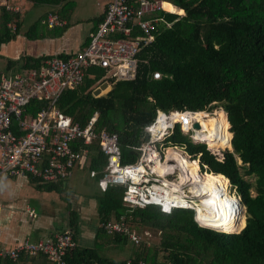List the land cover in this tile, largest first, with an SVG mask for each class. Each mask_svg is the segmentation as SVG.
I'll list each match as a JSON object with an SVG mask.
<instances>
[{"label":"trees","instance_id":"1","mask_svg":"<svg viewBox=\"0 0 264 264\" xmlns=\"http://www.w3.org/2000/svg\"><path fill=\"white\" fill-rule=\"evenodd\" d=\"M29 1L61 5L57 13L62 19L69 18L75 8L74 0ZM162 1L171 2L184 13L160 9L147 15L159 21L153 31L154 39L139 53L135 78H109L110 86L95 95L106 69L90 66L84 81L66 90L58 104L82 124L98 111L97 128L105 127L118 134L122 162L130 163L138 156L136 148L148 140L147 127L154 121L158 108L203 110L210 103L219 102L227 112L228 135L241 163L229 155L220 160L209 151L229 149L231 143L208 144V149L206 144L193 143L177 124L167 140L185 146L189 153H200L202 169L229 179L246 206V224L239 232H225L200 225L191 208H174L171 213L163 212L155 204L131 208L123 199L125 186L120 183H110L98 195L99 217L108 220L125 216L127 224L139 233L148 229L159 232L158 242L143 240L131 244V257L135 261L264 264V0ZM17 17L18 13L0 5V43L13 38L8 23L15 22ZM103 19L98 18L94 30ZM37 23L42 24V18ZM43 25L51 29L46 23ZM139 33V29L134 32ZM48 57L25 55L22 59L25 68H40ZM155 71L161 73L160 78L153 77ZM87 146L89 167L97 170L99 177L104 172L107 156L98 141ZM246 176H254L255 181ZM28 178L39 184V188L53 190L55 186ZM64 180H59L60 189L64 187ZM99 234L107 235V242L117 241L123 247L130 244L124 234H109L102 228ZM25 261L56 264L42 252L0 259V264ZM67 261L68 264H126V259L104 260L96 249L81 246L68 251Z\"/></svg>","mask_w":264,"mask_h":264},{"label":"built area","instance_id":"2","mask_svg":"<svg viewBox=\"0 0 264 264\" xmlns=\"http://www.w3.org/2000/svg\"><path fill=\"white\" fill-rule=\"evenodd\" d=\"M162 2L113 0L107 6L104 20L88 34L90 40L80 51L67 56L52 54L40 68H25L0 76V178L31 176L42 182L67 179L83 160H88L87 145L98 141L107 156L104 172L98 178L101 190H106L110 183L123 184V199L131 208L155 204L166 213H171L174 208H191L195 211V220L205 226L196 217L195 200L201 201L202 196L210 194L197 193L200 180L187 177L186 166L173 159V155L169 156V149L178 150L191 162H198L197 171L202 175L200 158L197 159L200 153H189L185 146L174 144L167 138L177 124L193 143L204 142L197 137V132L202 130L198 114L207 108H158L154 121L147 127L148 140L136 148V160L123 163L118 134L105 127L97 128L98 111L82 124L73 120L58 104L66 90H72L84 81L90 66L106 69L100 84L110 83L109 78H135L139 53L154 39L153 31L159 21L147 15L166 10ZM45 23L53 27L65 22L57 14L49 13ZM136 29L139 34H134ZM153 77L160 78L161 73L155 71ZM194 122L200 127H194ZM97 174V171H91L92 176ZM182 175L187 179L182 181ZM191 187L197 188L195 193ZM125 219L122 216L102 220L100 227L109 234H124L131 243L139 244L140 233ZM75 245L73 231L65 229L50 239H25L13 247L0 246V259H17L22 253L35 255L42 252L56 264H68L67 253ZM126 264L146 262L130 258Z\"/></svg>","mask_w":264,"mask_h":264},{"label":"crops","instance_id":"3","mask_svg":"<svg viewBox=\"0 0 264 264\" xmlns=\"http://www.w3.org/2000/svg\"><path fill=\"white\" fill-rule=\"evenodd\" d=\"M74 1L75 8L71 16L63 19L59 17L65 23L50 27L49 30L43 24L49 13L58 15L57 12L61 5L34 4L29 0H0V5H5L8 9L19 14L17 22L8 23L13 38L0 43V59L6 62L7 70L16 69L14 73H17L25 69L22 59L25 55L34 57L51 56L56 53L66 55L76 53L86 46L88 34L95 29L98 18L105 17L107 6L113 0H99L97 10L95 9V13L85 21L79 16L78 0ZM38 7L41 8L40 16L30 15L34 10L35 12L39 11ZM41 18L42 24H38L37 22ZM31 29H33L32 32H30ZM0 73L7 72L1 71ZM89 156L90 152L88 160H86L87 163H89ZM92 170L95 169H90V173ZM74 173L64 180L63 189H60L59 180L50 181L49 183L55 185L53 190L39 188V184L31 183L32 181L28 177L0 178V246L13 247L25 239L31 241L50 239L56 233L71 229L75 246L96 249L102 259L111 262L130 259L131 243L123 247V244L117 241L107 242L105 240L107 235L99 234L100 221L102 220L99 217L98 195L103 190L99 187L98 179L93 181L96 185L94 199L89 195L82 194L76 202H68L65 205L62 195L69 187L68 180L74 179ZM86 206L91 207L90 215L92 216L94 213L95 216V220L91 224L87 221ZM72 223L75 225L72 226ZM127 246L130 247L129 255L120 259ZM21 264L42 263L40 261H25Z\"/></svg>","mask_w":264,"mask_h":264},{"label":"bare ground","instance_id":"4","mask_svg":"<svg viewBox=\"0 0 264 264\" xmlns=\"http://www.w3.org/2000/svg\"><path fill=\"white\" fill-rule=\"evenodd\" d=\"M162 6L168 11L184 13L183 9L177 8L170 2H162ZM198 115L202 124V130L197 132V137L200 140L210 145H219L223 142L231 143L228 135L229 124L226 122L227 116L223 110H217L214 114L208 111H201ZM169 156L186 166L187 177L192 176L200 180L202 182L200 187L203 190L210 191V195L202 196L201 201L195 200L198 212L196 217L201 224L225 232L241 231L246 224L243 215L245 214V208L243 204L239 203L238 198H233V195L229 193V179L220 173L199 174L197 171L198 164L185 159L178 150L169 149ZM181 177L182 181L187 179L186 176L182 175ZM191 190L195 193L197 188L191 187ZM187 192L185 191V193ZM197 193L201 194L202 191H197ZM179 197L182 198L181 195Z\"/></svg>","mask_w":264,"mask_h":264},{"label":"rangeland","instance_id":"5","mask_svg":"<svg viewBox=\"0 0 264 264\" xmlns=\"http://www.w3.org/2000/svg\"><path fill=\"white\" fill-rule=\"evenodd\" d=\"M98 1L99 0H78V4H79L78 13H79V16L84 19L83 21H85V19H87L90 15L95 13V11L97 10ZM38 10L39 11H36V12H35V10L32 11V13H30V15L32 14V15L40 16L41 8L39 9V7H38ZM42 11H43V9H42ZM175 13L182 14L181 12H177V11H175ZM1 71H6L7 73L10 74V73H14L16 71V69L7 70L6 69V62L4 60L0 59V72ZM206 108H207L206 111H208L211 114H214L217 110L221 111L224 109L223 105H221L219 102H215V101L210 103ZM223 111L226 113V116L228 117L225 109ZM229 130L232 132L231 126H230ZM232 134H233V132H232ZM199 143L206 144L207 148L209 149V145L207 143H205V142H199ZM227 146L228 145L222 146V147H227ZM228 147H229V149H219L217 151H213V150L209 149V151L211 153L215 154V156L219 159H224L227 155H229V156L235 158L238 161V163H241V160H240L238 154L234 151V148L232 145V138H231V145ZM198 158H200V156L197 157V159ZM193 163L197 164L198 162H193ZM200 166H201V164H200ZM201 171H202V173H204L203 175H209V174L213 173V172H209L205 169H202V166H201ZM206 171L209 173L205 174ZM74 172H75L74 176H73L74 179L68 180L69 181V187L66 190V192L62 195L65 205L68 202H70V203H72V201L76 202L81 197L82 194L89 195L92 199H94V196H95L94 191L96 190V185L93 181L94 180L97 181L98 177L97 176L96 177L91 176L90 167H89V164L86 162V160H83L81 162V164L75 168ZM246 178L252 182L255 181L254 176H246ZM71 180L73 183L71 182ZM31 183H33V182H31ZM201 183L202 182L200 181L199 182L200 186H201ZM197 191L208 192L210 194V191L203 190L201 187ZM228 191L231 195H233V198L240 199V196L237 194L236 189L232 186V184L230 182H229V186H228ZM252 194L253 195L255 194V191L253 189H252ZM83 207H85V205H83ZM244 208L246 210V206H244ZM85 209H86L85 211H87V219H88L87 221H89L91 224L93 222V220H95L94 213L92 216L90 215V209H91L90 206H86ZM245 214H243V215L245 217V222H246V215ZM206 227H210V226H206ZM210 228H214V227H210ZM214 229H216V228H214ZM217 230H219V229H217ZM140 235L142 237L141 242L143 240H146V242L150 243V242H158V240H159V232L156 233V232L149 230V229L145 230V232H143V233H140ZM129 253H130V247L127 246L126 248H124L122 256L120 259H124L127 255H129Z\"/></svg>","mask_w":264,"mask_h":264},{"label":"water","instance_id":"6","mask_svg":"<svg viewBox=\"0 0 264 264\" xmlns=\"http://www.w3.org/2000/svg\"><path fill=\"white\" fill-rule=\"evenodd\" d=\"M108 85H109V83L107 81L103 82L97 89H95L94 94L99 95L101 92H103L104 90L107 89ZM193 124H194V127H196V128L200 127V124H198L197 122H194ZM238 201L240 204H242L240 199H238ZM245 213H246V210H245Z\"/></svg>","mask_w":264,"mask_h":264}]
</instances>
